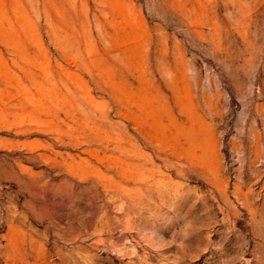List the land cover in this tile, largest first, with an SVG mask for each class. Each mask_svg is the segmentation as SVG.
<instances>
[{"label": "rangeland", "instance_id": "obj_1", "mask_svg": "<svg viewBox=\"0 0 264 264\" xmlns=\"http://www.w3.org/2000/svg\"><path fill=\"white\" fill-rule=\"evenodd\" d=\"M0 264H264V0H0Z\"/></svg>", "mask_w": 264, "mask_h": 264}]
</instances>
